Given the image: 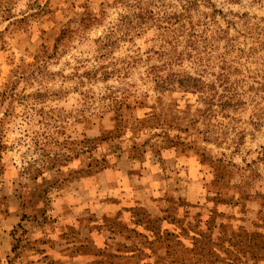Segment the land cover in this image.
<instances>
[{
	"label": "rangeland",
	"instance_id": "rangeland-1",
	"mask_svg": "<svg viewBox=\"0 0 264 264\" xmlns=\"http://www.w3.org/2000/svg\"><path fill=\"white\" fill-rule=\"evenodd\" d=\"M2 3L0 264H264V0Z\"/></svg>",
	"mask_w": 264,
	"mask_h": 264
},
{
	"label": "trees",
	"instance_id": "trees-1",
	"mask_svg": "<svg viewBox=\"0 0 264 264\" xmlns=\"http://www.w3.org/2000/svg\"><path fill=\"white\" fill-rule=\"evenodd\" d=\"M3 0H0V26L5 23L11 21L15 18L12 14L14 7L7 6L6 4L2 3ZM23 21H20L21 23Z\"/></svg>",
	"mask_w": 264,
	"mask_h": 264
}]
</instances>
